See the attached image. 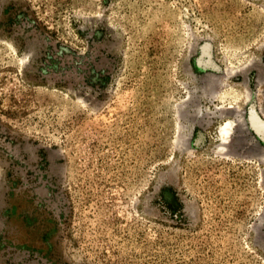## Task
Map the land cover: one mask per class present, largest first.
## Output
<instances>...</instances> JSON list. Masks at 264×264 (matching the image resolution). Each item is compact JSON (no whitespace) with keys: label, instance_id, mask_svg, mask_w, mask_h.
<instances>
[{"label":"rangeland","instance_id":"obj_1","mask_svg":"<svg viewBox=\"0 0 264 264\" xmlns=\"http://www.w3.org/2000/svg\"><path fill=\"white\" fill-rule=\"evenodd\" d=\"M0 264H264V0H0Z\"/></svg>","mask_w":264,"mask_h":264},{"label":"bare ground","instance_id":"obj_2","mask_svg":"<svg viewBox=\"0 0 264 264\" xmlns=\"http://www.w3.org/2000/svg\"><path fill=\"white\" fill-rule=\"evenodd\" d=\"M176 107V111L179 113L180 112V109H181V106H182V104H179L178 103V105H175ZM229 121V120H228ZM228 121H226V123L225 124H221L220 125V128L218 129V136H219V140H225L226 138H227V135H228V125L232 122V121H230V123L228 122ZM232 126V125H231ZM180 131V130H179ZM181 132V131H180ZM181 135L182 134H180L179 132L177 133V135H176V143H180L181 142ZM217 136V137H218ZM222 145H225L224 143L222 144Z\"/></svg>","mask_w":264,"mask_h":264}]
</instances>
